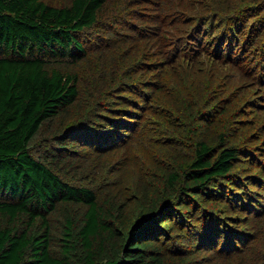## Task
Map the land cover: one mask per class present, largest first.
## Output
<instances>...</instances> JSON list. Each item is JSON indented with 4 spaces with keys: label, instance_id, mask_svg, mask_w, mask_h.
Segmentation results:
<instances>
[{
    "label": "trees",
    "instance_id": "16d2710c",
    "mask_svg": "<svg viewBox=\"0 0 264 264\" xmlns=\"http://www.w3.org/2000/svg\"><path fill=\"white\" fill-rule=\"evenodd\" d=\"M111 2L119 3L69 0L55 6L44 0H0V264H188L184 257L171 259L155 242L172 226L186 224L191 229L196 214L197 228L209 231L215 217L199 213L198 206L204 203L221 197L231 203L246 201V181L239 182L232 171L238 149L225 147L215 153L203 141H198L181 174L166 178L164 187L170 195L160 197L166 200L163 206H147L121 231L115 228V215L99 209L90 189L64 182L58 172L79 146L103 143L107 136L117 138L130 130L128 122L136 111L128 106L134 100L152 101L161 91L168 72L162 65L169 60L166 51L157 49L163 38L191 47L196 41L193 49L209 51L200 46L209 36L212 54L231 56L240 24L246 16L260 14L264 0H137L134 5L135 1L120 0L124 14L118 23L131 29L132 46L155 42L148 56L140 50L146 57L136 61L137 69L123 71L117 95L125 107H99L81 121L83 125L61 127L48 139L46 154L33 156L30 142L42 125L85 96L81 78L68 65L87 56L82 33L93 34ZM139 21L155 24L143 28ZM124 51L123 60L131 54ZM127 93L142 98L132 99ZM101 103L97 100L94 105ZM73 205L85 206L77 218ZM59 208L65 222L56 238L59 249L53 251L47 216ZM180 209H184L181 215L176 212Z\"/></svg>",
    "mask_w": 264,
    "mask_h": 264
},
{
    "label": "rangeland",
    "instance_id": "374dc122",
    "mask_svg": "<svg viewBox=\"0 0 264 264\" xmlns=\"http://www.w3.org/2000/svg\"><path fill=\"white\" fill-rule=\"evenodd\" d=\"M113 1L119 3L111 2L102 17L104 22L91 30L93 34L82 33L87 56L68 65L81 78L85 96L42 125L30 142V151L36 158L46 154L48 139L51 141L61 127L76 126L95 115L92 111L99 107H125L117 95L123 87V71L137 69L136 61L143 60L154 49V41L132 46L131 29L118 23L124 14L120 0ZM126 1H135L133 5L137 2ZM44 2L61 6L69 0ZM259 13L246 16L240 24L237 46L231 56L212 54L209 36L204 37L200 46L210 52L193 49L198 45L196 41L191 47L187 42L177 44L163 38L157 49L166 51L164 57L169 60L162 65L168 72L161 91L152 101L127 93L130 98L139 99L128 106L136 111L128 122L130 130L122 131L117 138L107 136L103 143L79 146L74 158L62 164L58 172L64 182L90 189L99 209L115 215V228L121 231L139 218L147 206H163L166 200L160 197L167 193L166 178L181 174L194 157L198 141L214 148L215 153L225 147L237 148L238 158L233 161L232 171L239 182L246 181V201L231 203L221 197L198 206L199 213L215 217L209 231L203 226L197 228V214L191 229L186 224L187 227L167 229L164 238L155 243L171 259L184 257L188 264H264V10ZM136 23L143 28L155 24ZM217 24L218 21L215 31ZM125 49L131 54L123 60ZM134 79L138 81L139 75ZM97 100L102 103L95 107ZM169 195L166 194L167 198ZM84 210L85 206L73 205V217ZM183 211L176 212L181 215ZM62 212L59 208L47 216L54 234L53 251L59 249L56 238L65 222ZM226 214L231 217H225Z\"/></svg>",
    "mask_w": 264,
    "mask_h": 264
}]
</instances>
